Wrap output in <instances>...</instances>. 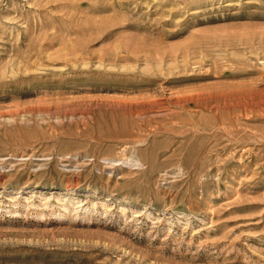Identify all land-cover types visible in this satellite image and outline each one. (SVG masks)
Returning <instances> with one entry per match:
<instances>
[{"label": "rangeland", "instance_id": "obj_1", "mask_svg": "<svg viewBox=\"0 0 264 264\" xmlns=\"http://www.w3.org/2000/svg\"><path fill=\"white\" fill-rule=\"evenodd\" d=\"M0 264H264V0H0Z\"/></svg>", "mask_w": 264, "mask_h": 264}]
</instances>
